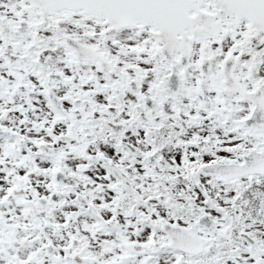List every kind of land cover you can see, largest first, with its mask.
Listing matches in <instances>:
<instances>
[{
    "label": "snow or ice",
    "instance_id": "1",
    "mask_svg": "<svg viewBox=\"0 0 264 264\" xmlns=\"http://www.w3.org/2000/svg\"><path fill=\"white\" fill-rule=\"evenodd\" d=\"M0 264H264V0H0Z\"/></svg>",
    "mask_w": 264,
    "mask_h": 264
}]
</instances>
